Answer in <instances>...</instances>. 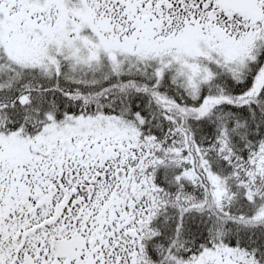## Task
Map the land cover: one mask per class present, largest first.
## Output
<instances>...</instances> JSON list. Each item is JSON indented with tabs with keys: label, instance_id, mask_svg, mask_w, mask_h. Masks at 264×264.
Returning a JSON list of instances; mask_svg holds the SVG:
<instances>
[{
	"label": "snow or ice",
	"instance_id": "snow-or-ice-1",
	"mask_svg": "<svg viewBox=\"0 0 264 264\" xmlns=\"http://www.w3.org/2000/svg\"><path fill=\"white\" fill-rule=\"evenodd\" d=\"M0 264H264V0H0Z\"/></svg>",
	"mask_w": 264,
	"mask_h": 264
}]
</instances>
